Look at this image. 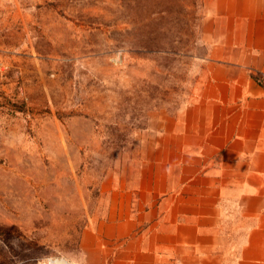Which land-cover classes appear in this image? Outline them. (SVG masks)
<instances>
[{"label": "rangeland", "instance_id": "obj_1", "mask_svg": "<svg viewBox=\"0 0 264 264\" xmlns=\"http://www.w3.org/2000/svg\"><path fill=\"white\" fill-rule=\"evenodd\" d=\"M202 16L203 0H0V264H116L84 231L196 85Z\"/></svg>", "mask_w": 264, "mask_h": 264}, {"label": "crops", "instance_id": "obj_2", "mask_svg": "<svg viewBox=\"0 0 264 264\" xmlns=\"http://www.w3.org/2000/svg\"><path fill=\"white\" fill-rule=\"evenodd\" d=\"M200 39L196 85L143 130L136 176L84 231L85 252L264 264V0H203Z\"/></svg>", "mask_w": 264, "mask_h": 264}, {"label": "bare ground", "instance_id": "obj_3", "mask_svg": "<svg viewBox=\"0 0 264 264\" xmlns=\"http://www.w3.org/2000/svg\"><path fill=\"white\" fill-rule=\"evenodd\" d=\"M53 264H71L68 260L64 258H57L52 260Z\"/></svg>", "mask_w": 264, "mask_h": 264}, {"label": "trees", "instance_id": "obj_4", "mask_svg": "<svg viewBox=\"0 0 264 264\" xmlns=\"http://www.w3.org/2000/svg\"><path fill=\"white\" fill-rule=\"evenodd\" d=\"M167 51V49H165Z\"/></svg>", "mask_w": 264, "mask_h": 264}]
</instances>
